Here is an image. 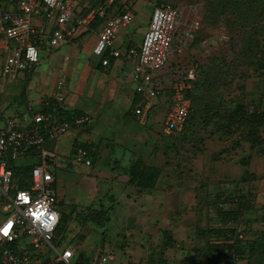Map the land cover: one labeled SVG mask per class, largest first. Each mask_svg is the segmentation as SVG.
Here are the masks:
<instances>
[{
  "label": "crops",
  "instance_id": "crops-1",
  "mask_svg": "<svg viewBox=\"0 0 264 264\" xmlns=\"http://www.w3.org/2000/svg\"><path fill=\"white\" fill-rule=\"evenodd\" d=\"M137 2L142 3V8L144 2ZM105 3L96 7L91 0H78L76 17L83 18L95 8L104 9L105 16L96 17L80 27L75 39L67 44L51 52L42 51L39 62L19 74L17 79L2 76L4 56L0 54V81L5 85L0 90V105L7 116L17 117L21 126L29 125L35 114L43 113V101L62 82L66 91L58 110V113H63L62 117H57L60 124L72 114L89 117V122L81 128H69L55 139H48L43 146V151L52 157L47 161L49 170L55 164L59 166L56 169L63 173L71 171L88 182L86 197L82 201V206L90 211L86 221L83 220L85 223L82 225L77 221L79 208L73 206L65 213L70 216L69 222L76 220L71 221L68 227L71 234L68 247L72 249L77 264L79 257L86 259L87 264H98L103 255L109 256L107 264H190L191 258H203L215 241L214 230L224 227V221L217 216L213 184L208 180L188 185L162 184L164 187H160L158 183L152 189L139 191L128 183L126 171L129 165L136 157L148 154L145 150L149 142L147 136L155 130L153 119L143 121L133 114V107L139 103L136 83L132 79L135 60L124 50L139 46L148 26L152 5L147 7L145 3L142 13L136 11V2L134 7L126 6V0H107ZM15 6L14 2L0 0V9ZM125 12H131L133 19L117 32L112 44V48L120 51L121 55L116 59L108 52L102 58L93 55L92 49L106 20ZM137 16L140 19L135 24ZM103 58L108 59L105 66L101 63ZM162 78L161 84L169 89V84H164ZM243 87L246 103L264 111V75L248 78ZM168 95L167 100H164V94L160 98L166 101L167 107L170 105V93ZM26 111L31 115L29 121L25 119ZM85 146L88 150L83 148ZM78 149L86 152L90 165L72 158ZM107 157H113V163H123L125 177L119 179L116 174L104 177L107 172L102 171V166H94L97 159ZM38 162L37 156L24 158L18 162L20 167L16 171L27 174ZM99 212H102L99 218L103 216L105 220L103 227L92 221L89 223L98 226L100 231L84 228L88 218ZM255 227L256 224L251 225L252 229ZM62 235H57L60 243ZM239 264H245V261Z\"/></svg>",
  "mask_w": 264,
  "mask_h": 264
},
{
  "label": "built area",
  "instance_id": "built-area-1",
  "mask_svg": "<svg viewBox=\"0 0 264 264\" xmlns=\"http://www.w3.org/2000/svg\"><path fill=\"white\" fill-rule=\"evenodd\" d=\"M7 2H14L16 6L0 9V54L4 56L1 74L12 80L36 65L42 51L51 52L67 44L75 39L80 27L96 17L105 16L104 9L95 8L83 18L76 17L78 0ZM132 19L133 14L125 12L106 20L92 49L93 55L102 58L108 52L110 57L118 58L121 52L112 48L113 41L117 32ZM183 19V12L172 5L154 7L139 46L124 50L135 60L132 79L136 83L139 103L135 105L133 114L140 120L149 117L153 106L163 96L160 78L172 75L170 105L162 128L167 135L183 131L189 109L185 92L195 79L192 67L179 70L182 66L170 64L175 43H186L199 28L196 20L186 22ZM101 63L107 65L108 59L103 58ZM65 91L66 85L59 82L53 94L43 101L50 111L35 114L26 126H21L16 117L7 116L0 105V210L7 213L0 221V228L12 221L7 235L0 232V264H77L72 249L62 247L56 235L61 216L56 210L57 196L53 184L54 171L59 166L54 164V170L50 171L47 161L52 157L43 151L48 139H55L69 128H81L89 122V117L84 115L60 124L57 114ZM29 156H37L40 162L27 174L17 173L18 162ZM72 158L90 165L83 149L76 150ZM22 193L28 197L27 202L21 198ZM223 229L225 237H219L217 243L233 244L237 239H244L242 226ZM233 229L234 232L231 231ZM221 251L227 256L218 262L211 257L208 264L241 262L231 248L224 246ZM108 260L109 256L103 255L98 264H107Z\"/></svg>",
  "mask_w": 264,
  "mask_h": 264
},
{
  "label": "rangeland",
  "instance_id": "rangeland-1",
  "mask_svg": "<svg viewBox=\"0 0 264 264\" xmlns=\"http://www.w3.org/2000/svg\"><path fill=\"white\" fill-rule=\"evenodd\" d=\"M106 1L107 0H91V3H95V6L99 7L104 5ZM126 1V6L131 7H134V4L136 2V11H142V13L144 12V7H146V4L147 7H149V5H152V9L156 7V3L169 4L183 12V21L188 22L191 20H196L199 23L200 28L197 31L198 34L196 35V37L199 38L198 42L193 41V39L196 38L194 37L192 40L190 39L186 43H175L173 47L174 51L171 52L170 56V64L173 67L179 65L187 68L192 62H198L199 64H202L204 66L209 63L210 58L219 55L220 52L224 53V55L226 56H232V52H236L237 48L239 47L241 36L237 31H230L229 33L228 29L224 28V26L214 25L213 27H208V25L204 22V5L202 0H141L144 2L142 8V3L137 4V1L139 0ZM137 17L138 18H135L136 20H134L135 24L140 19L139 16ZM33 18L34 17L32 16V19ZM145 21H147V18ZM231 36L233 38L232 46L229 43V45L225 44L226 42H228V39ZM221 43L222 45H220ZM245 70L247 71L244 65L242 66V68L240 67L237 69L238 72L246 73ZM162 79L164 81V84L170 85L172 75L166 74ZM242 83V81L236 80L232 83L231 86L220 91V98L223 104L232 102L233 106L235 107L236 103L239 102V104H245L244 108L247 111L257 110L255 109L256 105L247 104L245 98H243V93L241 92V90H239V86ZM159 85H162L160 83V80ZM4 86L5 85L3 81H0V90H2ZM164 97V100H167L169 95L164 94ZM168 108L169 107L166 106V101H161V99L157 104L153 106L148 118L149 120H154L151 122H153V129L155 130V132L151 131V135L148 134L147 139H149V142L147 143V149H145L147 150L146 152L148 154H146L147 156L145 155L144 157H141V159L144 158V162L148 165H156L161 167L164 173V177L167 176L168 172H172L174 182L177 180V178H179L180 181L184 180L185 182L182 184L185 185L193 183L196 184L201 181L202 183L210 181V184H213L214 194H212V196L215 199V205L216 196L221 193H225L228 199L230 197H233L236 192L240 194V192L242 191L243 193L248 194L246 196L248 202L250 201L255 203H251L250 207H252L250 210H248V214L246 215V217L249 219L250 224L252 226L256 224V227L254 229L251 228V225L247 227L246 222H242V224L224 223V227H245V231H242L245 238H253V233L255 234L257 233V231H260L261 228H264L260 224V218L263 214L262 207L264 206V202H261L264 201V153H261L260 148H251L252 143L245 140L243 137L244 134L248 137V129L251 126H249V124L245 122L241 124L240 118H237L235 124H230L228 120H225L223 123H221V125L223 124V126L225 127L227 125L230 126V133L228 134L226 133L224 127L222 128L218 127V125H211L210 128H203V126L198 125L197 122H195L194 125H189V127L192 128L191 131H193V138H189L188 140L190 141H185L184 135H181L182 133L178 135L163 134L162 128L165 114L168 112ZM24 114L25 119L29 121L31 117L30 113L26 111L24 112ZM252 137L255 138L253 135ZM240 138H242L241 140H239L241 141V145H238L233 141ZM257 138L261 139V146L264 147L263 127H260L258 135L256 136V140ZM173 139L178 142L184 139L182 147L178 148L176 146V148H174V146L172 145V150L167 149L164 146V143H166L167 141L170 143L172 141L173 144ZM153 140L155 141V143ZM169 143L167 146H169ZM176 156H181V163L179 164L180 167L178 169L173 168V164L176 162ZM113 160V157H107L106 159L101 160L97 159L96 163H94V166L99 164L102 166V171L107 172L103 175L104 177L108 178L115 174L119 179L125 177L122 168L123 163H113ZM169 162H171V165L167 167L166 164ZM53 170L54 165L50 168V171ZM251 172L253 173L252 175L250 174ZM243 174L246 176L250 175L248 176V182L245 183L246 187L242 186L239 182L241 179L240 177L244 176ZM104 177H102L101 179L102 182L104 180ZM168 177L170 176L168 175ZM86 186H88V182H85L84 178L82 179L80 175L74 174L71 171L63 173L61 169H56V181L54 184V189L57 196L56 210L61 216L60 231L63 234V240L60 244L62 245V247L69 246L70 240L68 236H71V234H69L70 230L68 227L70 226V222L74 220H70L69 222L70 216H68L67 214L65 215V213H68V211L73 206L74 208H79L81 211L79 212L80 216H78L77 221L78 223H82V225L86 221L85 217L87 218V216L89 215L88 213L90 211L82 206V201L86 197ZM159 186L164 187V185L162 184ZM101 192L104 194L103 191ZM254 197L255 200L252 201ZM259 199L261 201H259ZM233 203L234 202H227L222 206V208L225 210L235 208V204ZM218 208H220V210L222 209L221 207ZM6 215L7 213L5 211L0 210V221H2V219H4ZM253 219H256V223L252 221ZM85 227L100 231L98 226L89 223V218L88 224H86L84 228Z\"/></svg>",
  "mask_w": 264,
  "mask_h": 264
},
{
  "label": "trees",
  "instance_id": "trees-1",
  "mask_svg": "<svg viewBox=\"0 0 264 264\" xmlns=\"http://www.w3.org/2000/svg\"><path fill=\"white\" fill-rule=\"evenodd\" d=\"M202 1L204 5V22L208 27L219 25L227 28L229 33L230 31H237L241 36V40L236 52H232V56H226L224 53L220 52L219 55L210 58L209 63L204 66L198 62H192L190 63V66H188L193 68L195 79L191 81L190 89L185 92V97L189 100V109L183 131L181 132L182 134H179L184 135L185 141H190L188 139L193 138V131H191L192 128H190L189 125H194L195 122H197L198 125L203 126V128H210L211 125H218V127L222 128L224 127L226 133L229 134L230 126L227 125L225 127L223 124L221 125V123L228 120L230 124H235L237 118H240L241 124L245 122L251 126L248 129V137L245 134L243 135L244 139L252 143L251 148H260L261 153H264V147L261 146V139L257 138L256 140L260 127L264 128V111H247L244 108L245 104H239V102L236 103L235 107L232 102L223 104L220 98V91L231 86L234 81L240 80L244 83L252 76L264 75V0ZM164 5L166 4L156 3L157 7H162ZM199 28L193 32L192 39L198 34L197 31ZM198 39L199 38L196 37L193 41L198 42ZM232 39L231 36L225 44H230L232 46ZM220 45H222V43ZM243 65L247 69V71L245 70L246 73L238 72L237 69L240 67L242 68ZM183 68L185 67H180L179 70H182ZM243 83L239 86V90H241L242 93L244 92ZM162 89L163 94H169L167 86H163ZM49 111L50 109L45 107L41 112L48 113ZM58 114L59 115L57 116H63L62 112H59ZM78 115L79 114H72L70 117L67 116V119L64 122L70 121ZM252 135L255 138H253ZM241 139L242 138L233 141L239 145L241 144V141H239ZM173 140V144L172 141L170 143L167 141L164 143V146L169 150H172V145L174 148H176V146L178 148L182 147L184 139H179V142L175 139ZM168 143L169 146H167ZM83 148L88 150L86 146ZM87 154L89 155L88 152ZM180 159L181 156H176V162L174 164L172 163L174 169L180 167ZM142 160L143 159L140 157H136L126 171L128 174V183L134 185L139 191L152 189L158 183L165 185H182V183L185 182L184 180L180 181L179 178L174 182L172 172H168L167 176L164 177L161 167L148 165ZM170 163L171 162L166 164L167 167L171 165ZM250 174L252 175L253 173L251 172ZM168 175L170 177H168ZM248 176L244 175L239 181L244 187H246L245 183L248 182ZM247 195L248 194L243 193L242 191L240 194L236 192L235 195L229 199L226 197L225 193L217 195V206L215 205V208L218 212V218L226 224H242V222H246V226L248 227L250 222L246 215L252 206L250 207L251 202H248L246 198ZM227 202H234L233 204H235V208L230 210H220V208H218ZM262 210L263 214L260 218V224L264 227V206L262 207ZM99 213L100 214L95 213L93 216L89 217V221L94 222L102 228L105 220L103 216L99 218V216L102 215V212ZM60 221L56 229V235L61 233ZM252 221L256 222V219H253ZM231 231L234 232L235 230L233 229ZM242 231H245V227ZM253 235V238L250 239H247V237L245 238V236L242 240L237 239L233 244L230 243L232 245L229 243L228 245L227 242L226 244L217 243L219 237H225V230L223 228H217L214 230L215 241L211 248L205 252L203 258H189L191 261L190 264H208L211 257L214 262L222 260L227 256V254H223L221 251L224 246L231 248L232 252L237 254L241 261H245V264H264V228H261L260 231H257V233ZM79 259L80 261L78 264H87L86 259L82 257H79Z\"/></svg>",
  "mask_w": 264,
  "mask_h": 264
},
{
  "label": "snow or ice",
  "instance_id": "snow-or-ice-1",
  "mask_svg": "<svg viewBox=\"0 0 264 264\" xmlns=\"http://www.w3.org/2000/svg\"><path fill=\"white\" fill-rule=\"evenodd\" d=\"M21 198L25 200V202L28 201V197L24 196V194H21ZM12 227V221H8L6 225H4L2 228H0V232L7 235L9 232V229Z\"/></svg>",
  "mask_w": 264,
  "mask_h": 264
},
{
  "label": "clouds",
  "instance_id": "clouds-1",
  "mask_svg": "<svg viewBox=\"0 0 264 264\" xmlns=\"http://www.w3.org/2000/svg\"><path fill=\"white\" fill-rule=\"evenodd\" d=\"M147 119V118H146ZM144 121V120H143Z\"/></svg>",
  "mask_w": 264,
  "mask_h": 264
}]
</instances>
